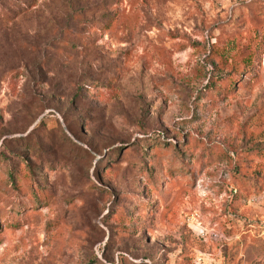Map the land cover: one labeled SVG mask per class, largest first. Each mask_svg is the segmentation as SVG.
Listing matches in <instances>:
<instances>
[{"label":"rangeland","instance_id":"rangeland-1","mask_svg":"<svg viewBox=\"0 0 264 264\" xmlns=\"http://www.w3.org/2000/svg\"><path fill=\"white\" fill-rule=\"evenodd\" d=\"M0 264H264V0H0Z\"/></svg>","mask_w":264,"mask_h":264}]
</instances>
